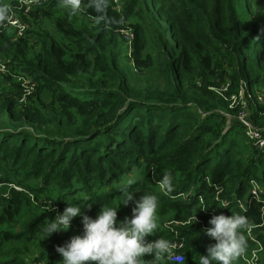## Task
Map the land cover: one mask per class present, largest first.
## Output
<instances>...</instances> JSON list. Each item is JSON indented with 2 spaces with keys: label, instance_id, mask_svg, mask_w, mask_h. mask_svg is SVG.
<instances>
[{
  "label": "trees",
  "instance_id": "obj_1",
  "mask_svg": "<svg viewBox=\"0 0 264 264\" xmlns=\"http://www.w3.org/2000/svg\"><path fill=\"white\" fill-rule=\"evenodd\" d=\"M107 3L102 17L82 3L96 24L65 14L55 20L59 38L40 32L34 44L0 21V53L37 85L20 106L12 78L8 92L0 87V264H58L56 246L83 233L77 216L45 239L67 203L92 205V218L103 205L130 218L134 204H121L118 190L130 175L137 199L158 197V227L146 239L185 243L183 262L154 264H194L196 250L215 243L203 235L208 221L231 213L248 219L257 244L244 231L246 255L259 245L264 264V193H251V182L264 187V152L227 123L239 111L229 96L264 86V0H123L121 11ZM43 19H53L46 9L23 17L30 27ZM123 29L134 33L124 58ZM247 105L264 129V103ZM166 173L171 192L159 184Z\"/></svg>",
  "mask_w": 264,
  "mask_h": 264
},
{
  "label": "clouds",
  "instance_id": "obj_2",
  "mask_svg": "<svg viewBox=\"0 0 264 264\" xmlns=\"http://www.w3.org/2000/svg\"><path fill=\"white\" fill-rule=\"evenodd\" d=\"M62 6L72 13L81 10L82 3L86 8L102 14L108 7L107 0H61ZM8 9L0 7V21L7 19ZM136 183L134 175H130L126 183L118 186L122 193L123 205L134 204L131 217L117 220L118 209L111 206L102 207L95 218L86 215L77 203L69 204L62 213L48 221L44 228L45 239L54 233L68 231L72 221L81 217L82 235L73 236L62 246H56V252L62 256L58 264H154L155 261L171 256L173 245L167 239L147 240L157 230L158 197L143 194L137 199L130 191ZM162 190L171 192L173 177L166 173L159 181ZM120 204V205H121ZM48 210L56 211L49 207ZM196 222V215L191 224ZM210 227L203 230V235L215 241L206 248V255H199V264H235L247 252L248 241L245 237L250 225L248 219L240 214L214 215L208 221ZM151 256V260L144 257Z\"/></svg>",
  "mask_w": 264,
  "mask_h": 264
},
{
  "label": "built area",
  "instance_id": "obj_3",
  "mask_svg": "<svg viewBox=\"0 0 264 264\" xmlns=\"http://www.w3.org/2000/svg\"><path fill=\"white\" fill-rule=\"evenodd\" d=\"M53 0H17L16 4L9 9L8 16L6 19L5 27L9 28L10 31L13 32L14 39L19 38H25L27 34V23L23 20V17L28 18L30 17V14L32 12H35L37 10H45L47 9V6L51 5ZM114 9L116 11H121L123 0H113ZM88 16V15H87ZM120 33L124 40L127 42L128 46H130V43L132 42L134 38V33L131 29H123L120 30ZM3 76H8L13 79L14 83L18 86V92L19 95L16 99L17 104L24 105L26 104L28 98L32 96L35 93L36 90V82L32 80L30 77H28L25 73L16 72L11 69L10 63L3 58L2 54L0 53V78ZM229 84H227L228 88ZM227 88H224L223 91H227ZM255 99L257 102L263 104L264 103V91H259L256 93L255 97L253 94L249 93L248 91L241 88L238 92V94H232L229 96L230 101V108H236L239 107V111L237 115L232 116V119L236 121L238 124L243 126L245 130L246 137L253 143V146L260 150L261 152H264V129L262 128H256L253 126V124L250 122V114H249V106L247 105V101L251 104L254 103ZM252 189L251 193L254 198L258 199V196L261 193H264V187L258 186L254 182H251ZM0 186H3L0 184ZM13 187L17 191H21L19 188L15 186H9ZM2 197H5V193L1 195ZM225 203V202H224ZM224 203H222L223 206ZM243 206V205H242ZM76 229L77 226L73 227ZM248 237L257 244L256 240L251 237L250 229L247 230ZM173 245V253L171 256H165L163 259L170 262V263H181L184 260L183 257V249L185 246V243L183 240H177L172 242ZM261 251V247L258 245V248L255 250H252L250 252V255L247 256L246 254L241 257L243 262L245 264H263L260 261L259 252Z\"/></svg>",
  "mask_w": 264,
  "mask_h": 264
},
{
  "label": "rangeland",
  "instance_id": "obj_4",
  "mask_svg": "<svg viewBox=\"0 0 264 264\" xmlns=\"http://www.w3.org/2000/svg\"><path fill=\"white\" fill-rule=\"evenodd\" d=\"M17 0H0V5L2 7H6L9 11L10 8H12L14 6V4L16 3ZM46 12L51 13L52 15V20H47V19H43V20H38L35 22V24L33 26H28V30H32V32H28L27 31V36L26 38H28V40L34 44L36 39H39L38 33L42 32L43 34H46L48 36L54 37V38H59V34L55 28V20L56 18H62L65 14H67L71 20H73L76 23L79 22H85V23H89L90 25H94L96 24L94 19H91L87 16L86 12H85V8L83 6H81V10L77 11L75 13H72L69 9H66L62 6L61 0H53L51 5L47 6ZM5 26V25H4ZM9 29V28H8ZM9 34L14 37L13 32L8 30ZM129 52V46L127 44H123L122 46V51H121V57L124 58L126 57L125 55H128ZM123 62L127 61V59L122 60ZM264 86H262L260 88L259 91H264L262 90ZM227 123L230 125L232 123H234V120L232 119V117L228 116L227 117ZM3 187L0 186V198H3L1 195L4 194ZM43 202V201H42ZM199 255H206V250L200 252L199 249L196 250V256L194 258V264H199ZM185 256H187V254H185Z\"/></svg>",
  "mask_w": 264,
  "mask_h": 264
},
{
  "label": "crops",
  "instance_id": "obj_5",
  "mask_svg": "<svg viewBox=\"0 0 264 264\" xmlns=\"http://www.w3.org/2000/svg\"><path fill=\"white\" fill-rule=\"evenodd\" d=\"M10 86H11V84L8 83L6 76H3L0 78V87L2 89L6 90L8 92ZM262 90H264V87L262 88Z\"/></svg>",
  "mask_w": 264,
  "mask_h": 264
},
{
  "label": "bare ground",
  "instance_id": "obj_6",
  "mask_svg": "<svg viewBox=\"0 0 264 264\" xmlns=\"http://www.w3.org/2000/svg\"><path fill=\"white\" fill-rule=\"evenodd\" d=\"M230 202H225L224 205L225 207L229 205ZM237 203L240 205L241 203L239 201H237ZM242 208V206H240Z\"/></svg>",
  "mask_w": 264,
  "mask_h": 264
}]
</instances>
